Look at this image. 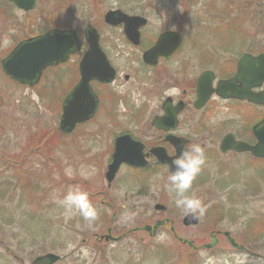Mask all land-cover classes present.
<instances>
[{"label":"flooded vegetation","instance_id":"flooded-vegetation-1","mask_svg":"<svg viewBox=\"0 0 264 264\" xmlns=\"http://www.w3.org/2000/svg\"><path fill=\"white\" fill-rule=\"evenodd\" d=\"M83 2L80 28L67 23L59 27L48 20L35 25V31L29 33L22 24V36L4 55L0 54V80L22 90L21 96L14 100L17 117L10 116H14V107H9L7 99L0 97L3 182L16 178L40 183L51 178L56 164L55 132L58 131L63 134L59 146L68 152L77 150L85 164L96 161L95 157L100 161L104 167L102 183H106L105 188L97 192L101 195L97 209L116 211L117 196L113 187L118 180L136 187L133 192L122 193L125 200L145 199L151 195V182L169 188L172 159L182 148L199 143L205 149L206 170H201L194 179L191 192L201 199L197 189L205 184L211 187V195L201 200L206 207L203 216L211 218L209 241L197 243L195 234L190 237L178 234L173 219L164 216L152 223L134 226L118 236H114L113 227L108 226L110 235L106 231L96 243L117 242L135 231H145L152 237L169 225L175 240L187 245L192 252H209L211 261L237 264L234 256L242 255L262 259L264 225L259 224V216L263 215L264 205V156L245 148L259 143L254 127L264 117V104L246 95L239 97L237 93L249 92L252 96L263 93L261 56L264 48L255 38L247 39L249 32L244 17H237L244 31L233 32L228 42L218 38L216 31L222 24L230 23L231 15L224 19L217 13L211 15L213 7H199L198 0H177L169 7H159L164 3L150 0L144 2L140 10L133 8L134 11L116 5L104 11L102 1ZM8 4V0H0V15L5 13ZM37 5L38 0L35 8ZM109 11L138 16L143 23L135 25L117 12L107 19ZM258 13L261 17L264 14V0L259 2ZM134 21L141 22L140 19ZM3 24L0 18V32ZM230 26L227 27L231 31ZM53 29H73L79 48L65 60L36 71L24 82L12 79L3 71L2 60L17 43ZM90 31L95 33L91 35ZM164 34L166 36H162ZM91 36L97 38L102 57L96 60L99 65L96 75L88 81L89 95L82 89L75 106H80L77 112L82 113L88 109L91 97L95 109L89 118L63 125L64 107L71 119L74 90L81 84L79 66L90 49ZM218 41L230 49H215L213 44ZM30 116L32 123L24 121L23 118ZM94 119L98 120L97 128L87 132L84 127ZM124 136L127 137L122 138L120 144L126 152L123 156L134 163L122 160L108 181L106 173L114 160L116 142ZM139 160L145 164H136ZM122 170L125 172L121 173ZM128 207L134 210L137 204L129 203ZM153 209L162 214L177 212L184 228L199 227V216L196 224H186L183 222L186 215L175 204L157 202ZM250 212L256 217L249 216ZM159 220L164 223L153 230ZM99 250L100 247L96 255ZM43 254L22 264H32Z\"/></svg>","mask_w":264,"mask_h":264},{"label":"rangeland","instance_id":"rangeland-1","mask_svg":"<svg viewBox=\"0 0 264 264\" xmlns=\"http://www.w3.org/2000/svg\"><path fill=\"white\" fill-rule=\"evenodd\" d=\"M83 1L87 0H38L37 7L25 14L8 4L5 13L0 15L4 22L2 32H0L2 33L0 34L1 56L9 50L17 38L22 36V24L26 27L24 30L29 33L35 31V25L43 24L48 20L59 27L67 23L73 28H80L83 24L85 7ZM94 1H102L104 11L115 5L134 11L133 8L140 10L143 3L150 0ZM155 1L164 3L159 7H169L173 6L177 0ZM198 2L199 7L202 5L213 7L211 15L217 13L220 19L231 15L229 21L231 31L228 30V23L222 24L216 31L217 37L222 41L229 42L233 32L244 31L237 18L243 19L244 17L246 30L249 32L247 39L255 38L262 43L264 48V14L261 17L258 13L260 0H198ZM213 45L218 50L230 49L222 46L219 41ZM216 55L219 57L220 54ZM21 94L22 90L0 80V97L7 99L9 107H14V116L9 113L11 117H17L14 100ZM1 117L3 116L0 114V138L3 133L1 132L3 128ZM23 119L29 123L33 122L32 116ZM97 123L98 120L94 119L86 124L84 129L91 132L97 128ZM55 135L57 149L54 175L40 183L38 180L17 181L16 178L4 183L5 175L2 174L0 156V264L29 263L35 255L46 252L61 256V260L56 264H233L229 261L224 263L211 261L210 253L204 250L190 251L187 245H181L173 238L169 225L160 228L152 237L145 231H135L123 236L117 242L97 244L99 236L106 233L108 226L113 227V235L118 236L134 226L152 223L164 216L173 219L178 234L185 237L195 234L198 236L195 238L196 242L204 243L209 241L208 231L211 228V218L206 215L199 216V227L184 228L180 222L181 216L177 212L175 215L174 213L170 215L156 212L153 209V205L157 202L166 205L174 204V194L168 191V186L153 185L151 182L150 196L128 202L123 198V194L133 192L136 187L131 184H122L120 180L113 187L117 196L116 211L111 208L106 212H100V208H97L100 206L101 195L97 192L105 188L106 182L102 183L104 167L97 157H95L96 161L93 159L85 164L82 154L77 150L68 152L65 147L58 145L63 140L61 132L56 131ZM202 170H206L205 164ZM121 173L120 176H122ZM76 188L88 193L91 203L97 210L98 215L95 221L89 223L77 211L69 212L58 203L69 190ZM197 190L201 196L200 200L211 195V187L208 184L201 185ZM133 202L137 204V207L131 210L128 204ZM113 211L115 216L111 220ZM262 213L263 215L259 216V224L264 225V205ZM251 214L252 212L249 216ZM251 216L256 217L254 214ZM98 247H100V253L96 255ZM162 251H166V255ZM262 254V259L248 258L244 255L234 257L237 264H264V249Z\"/></svg>","mask_w":264,"mask_h":264},{"label":"water","instance_id":"water-1","mask_svg":"<svg viewBox=\"0 0 264 264\" xmlns=\"http://www.w3.org/2000/svg\"><path fill=\"white\" fill-rule=\"evenodd\" d=\"M10 1H12L18 8H21L23 10H29L33 8L35 4V0H10ZM116 12L120 13L121 16L126 17L131 22L136 23L135 25H139L140 23H143V19H141L140 17L127 16L119 11L107 12L106 18L108 19L109 17L113 16ZM134 19H140L141 22H135ZM93 33H95V31H90L91 35ZM162 36H166V34ZM164 38L161 39L160 37L161 40H163ZM88 42L90 45V49L87 51V53L84 55V57L80 62L81 84L77 88H75L74 96H78L82 89L86 91L88 94V86H89L88 81L91 78V76L93 77L94 75H96V70L98 69L99 66L96 60H99V58L102 57V54L98 52L99 47L97 44V38L91 36ZM78 48H79V40L76 38L75 32L73 30L71 29L51 30L42 35L19 42L12 49V51L2 60V68L4 72L14 80L24 82L25 80L29 79L36 71L42 69L46 65L65 60L70 53L74 52ZM261 57H263V80H264V54ZM246 93L247 94H245L243 91L242 92L239 91L237 93V96L242 97L246 95V97L264 104V91L263 93H260L258 96H252L249 92ZM77 99L78 97L72 101L74 107L72 106L71 109L72 112L71 119L69 115L67 116L64 107L63 118H62L63 125H66L67 122L68 124L73 125L77 121H82L83 119H86L93 113L95 106L91 97L88 98V103H87L88 109L82 111V113L84 114H82L81 112L79 113L77 112L80 111V106L78 105L75 106ZM83 99L84 98H82V100ZM156 122H158V120ZM254 132H258L257 137L259 139V143L255 147H249V149L252 150L255 154L264 156V118L259 124H257L254 127ZM126 137L127 136L120 137L116 142L114 160L108 166V170L106 173L108 181H111L115 171L117 170L119 163L122 160L133 162V160L124 158L123 154H125L126 152L122 150V148L120 147L122 138H126ZM135 163L139 165H144L145 161L139 160V161H135ZM183 222L186 224H196L197 217L194 218L191 215H186ZM162 223H164V220L157 221L153 226V230H155L156 227ZM146 228L150 229V226H147ZM58 258L59 257L57 255L48 253L46 255L37 257L33 261V264H38V263L50 264L56 261Z\"/></svg>","mask_w":264,"mask_h":264},{"label":"clouds","instance_id":"clouds-1","mask_svg":"<svg viewBox=\"0 0 264 264\" xmlns=\"http://www.w3.org/2000/svg\"><path fill=\"white\" fill-rule=\"evenodd\" d=\"M204 164V147L199 143L191 144L182 148L178 156H174L168 176V191L174 194L175 206L185 215L194 218L203 216L206 211L202 201L191 192L193 181L200 174ZM58 203L69 212L77 211L89 223L97 219V210L91 203L88 193L79 188L69 190Z\"/></svg>","mask_w":264,"mask_h":264}]
</instances>
